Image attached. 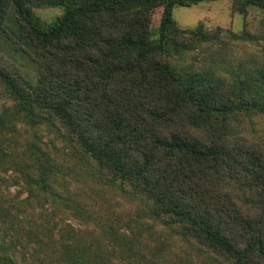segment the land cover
<instances>
[{"label": "trees", "instance_id": "16d2710c", "mask_svg": "<svg viewBox=\"0 0 264 264\" xmlns=\"http://www.w3.org/2000/svg\"><path fill=\"white\" fill-rule=\"evenodd\" d=\"M200 1L0 0V36L37 66L31 78L0 50V127L15 117L30 126L47 120L102 181L213 260L264 264V137L246 131V116L264 113V71L262 88L237 91L182 75L166 58L217 36L173 16L175 5ZM41 5L63 11L46 21L33 9ZM249 6L264 13V0H232L234 10ZM156 7L153 26L143 16ZM28 155L29 183L65 200L49 174V152L32 140ZM36 238L49 245L39 227ZM124 248L142 255L134 242ZM45 253L56 264H110L90 245ZM0 264L21 262L10 251Z\"/></svg>", "mask_w": 264, "mask_h": 264}, {"label": "rangeland", "instance_id": "374dc122", "mask_svg": "<svg viewBox=\"0 0 264 264\" xmlns=\"http://www.w3.org/2000/svg\"><path fill=\"white\" fill-rule=\"evenodd\" d=\"M33 9L46 21L63 11L61 5ZM160 14L161 7H156L143 19L156 26ZM173 16L181 27L201 24L204 30L218 31L214 38H195L185 50L167 53V60L178 72L229 84L237 91L241 86L251 91L262 88V10L249 6L246 12H240L232 8V0H203L189 6L175 5ZM7 22L11 26L12 17ZM0 50L25 74L36 78V64L14 50L5 35L0 36ZM246 119V131L264 137V113ZM32 140L49 152V174L65 193V200H53L27 180L28 142ZM0 156V254L11 251L21 264H56L50 262L46 251L50 255L64 253L80 244L90 245L98 254L105 253L110 264H220L153 216L139 199L102 181L47 120L30 126L18 117L11 118L10 125L0 127ZM38 227L47 235V247L37 244ZM128 242L138 245L142 255L124 248ZM64 263L63 259L58 264Z\"/></svg>", "mask_w": 264, "mask_h": 264}]
</instances>
